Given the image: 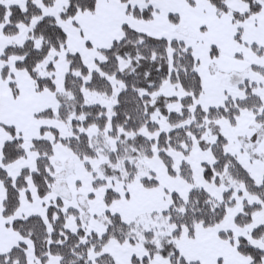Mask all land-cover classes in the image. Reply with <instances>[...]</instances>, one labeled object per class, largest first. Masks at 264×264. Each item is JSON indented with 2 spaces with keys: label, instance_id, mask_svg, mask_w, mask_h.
<instances>
[{
  "label": "snow or ice",
  "instance_id": "obj_1",
  "mask_svg": "<svg viewBox=\"0 0 264 264\" xmlns=\"http://www.w3.org/2000/svg\"><path fill=\"white\" fill-rule=\"evenodd\" d=\"M0 264H264V0H0Z\"/></svg>",
  "mask_w": 264,
  "mask_h": 264
}]
</instances>
